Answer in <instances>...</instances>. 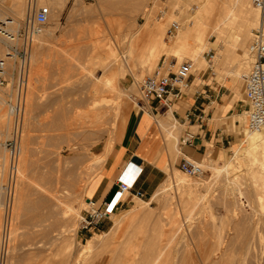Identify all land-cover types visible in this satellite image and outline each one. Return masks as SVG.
<instances>
[{"label":"rangeland","instance_id":"rangeland-1","mask_svg":"<svg viewBox=\"0 0 264 264\" xmlns=\"http://www.w3.org/2000/svg\"><path fill=\"white\" fill-rule=\"evenodd\" d=\"M15 1L0 0V15L2 19L12 18L19 28H26L40 6H48L52 16L50 15L43 31L44 35H49L45 36L47 40L44 38L45 42L41 40L43 42L40 43L39 38H36L32 45L30 74L25 94V112L19 116L18 124L15 122V117L11 118V122L7 119L3 121V127L9 125L11 135L10 137L5 135L4 140H0L2 143L0 153L2 150L4 152L2 154L7 157L5 165L0 166V185L6 181L10 160L9 151L4 143L12 139L13 134L20 138L21 153L18 157V175L12 194H7L4 198L0 193V264H78L76 254H79L87 240L94 236L96 241L99 240L100 245L96 251L85 254L82 262L113 264L114 257L111 255L118 253L121 249L129 250L135 247L141 251L147 250L146 253L152 255L161 248L163 251L166 247L164 249L166 255L164 251L162 252V264H167L168 257H172V259L169 258V262L173 264H264V193H261L262 198H258L254 193L247 175L246 169L249 168V164L246 160L239 165L232 164L234 162L233 143L226 151L218 152L219 158L212 155L211 158L209 153L200 160H194L203 168L201 175L183 174L180 171L179 161L168 166L167 176L168 172L171 175L166 177L161 185L167 186L172 184V180H179V173L187 177L186 182L179 180V185H174L178 181L173 182V185L170 184L172 187L168 185V189L161 193L163 196L157 194L154 199L151 196L155 193L142 198L132 196L130 204L125 205L130 201V197H127L117 212L112 214L99 229L91 232L80 230L81 214L89 208L87 200L91 199L87 197L90 194L87 188L94 185L95 181L92 180L99 172L103 173L106 162V160L97 162L98 159L106 154L108 157L117 146L124 142L137 114L145 108L149 109L148 105L138 108L133 101L139 98L138 83L142 78L152 74L164 59L167 65L176 63L172 70H175L181 62L192 60L195 65L193 75L196 78L192 88L199 82L198 77L205 73L206 76H210V80L217 82L218 88L225 86L234 95V91L229 87L234 80L238 79L231 88L237 89V100L241 104L244 99L243 76L250 71V60L246 55L251 33L256 29L255 26L263 24L264 12L258 10L260 19L258 17L259 22L253 21L246 46L239 47L234 42L237 28L233 23L237 22L233 19L237 21V16L233 15V19L230 18L232 22L218 24V18H216L218 16H215L209 33L206 31L205 36L208 37L206 43L198 46L196 32L193 30L188 32L181 43L175 42L181 36L180 33L177 36L178 31L187 30V26L183 25L182 11L180 12V9L173 5L177 1L187 5L189 2L188 11L195 13L198 11V1L19 0L18 8ZM222 2H220L221 5H224L225 3ZM170 13L177 14L168 20L166 17ZM216 13L220 14L221 11ZM174 21L179 23L180 28L176 32H171L170 28ZM156 22L160 26L163 24L161 30L164 31L163 41L165 42L163 48L160 47L158 50L159 55L155 52L159 57L156 59V54L153 53L155 57L147 56L150 59L147 60V57H144L142 61L141 55L135 54L136 57L133 54V59H129L127 55L129 56L131 43L135 41L132 34L134 35V32L142 25L144 29L150 30ZM212 27L216 29V34L212 32L214 31ZM47 30L49 31L46 32ZM175 36L177 39L174 38ZM145 43L140 42L139 50L143 44L145 47ZM182 46L186 50L181 48L183 50V53L180 51L181 54L179 52L176 54L175 49H172L176 47L178 50ZM195 46H198L201 52L199 50L195 53ZM109 47L115 48L116 52L119 49L123 50L125 57L121 56L120 51L118 54L122 57V61L130 60V68L133 71L126 72L125 77H118V82L111 80V72H104L105 69L102 66L105 51ZM235 49L236 53L233 52ZM211 50L216 55L214 74L210 72L208 58H206V53ZM35 58L37 61H34ZM145 59L146 62H144ZM240 62L245 64L240 65ZM244 66H247V71H244ZM238 67L240 70L237 69ZM229 71L232 73L229 74ZM231 74L234 75V80ZM13 81L11 73L7 92L2 93L0 98V106L2 105L1 108L5 114L9 112L5 99L14 89H12ZM115 82L120 93L112 89ZM105 88H111V90ZM116 92L122 94L121 99L116 100ZM105 94L111 97L110 102L115 106L123 100V110L118 113V110L116 111L113 106L112 109L108 104L96 107ZM181 104L184 103L181 102ZM222 112L225 111L222 110ZM154 118L159 122L161 116L158 115L157 118L154 116ZM166 123L169 124L165 125L166 139L171 135H176L179 139L182 127L174 116L171 115ZM191 130L196 131L195 128ZM232 134L236 142L237 137L235 133ZM178 145H180L179 140ZM176 155L183 156L181 151ZM209 157L211 160L207 159ZM212 159L214 161L217 159L216 163L208 162L213 161ZM227 161L230 163L229 166L232 164L230 167H225ZM220 168L223 170L221 171ZM181 182L184 185V189L182 188L184 191L181 190ZM187 190L191 194L188 191V195H185ZM181 195L187 198L180 199ZM188 196L195 202H192ZM149 200L151 202L147 205L145 202ZM180 200H186L187 203L183 201L185 204L183 205ZM165 202L172 206L169 205L171 209L167 208ZM138 203L147 210L148 217L138 216L134 218L135 221L129 222L130 224L120 222V226L113 227L116 222L121 221L128 214L131 215V209ZM190 203L194 204L191 211H188L190 207L188 208L187 205L191 206ZM182 206L187 209L185 210ZM99 235L100 238H98ZM65 237L71 239L72 246L68 247L70 251L61 247ZM148 238L150 244L149 241L146 243ZM142 240L150 246L147 245L148 249L146 244H140ZM137 242L139 245L136 244ZM167 242L170 243L167 244ZM125 244L129 248H126ZM171 248L173 252L170 251L169 256L168 250ZM63 255H66V259Z\"/></svg>","mask_w":264,"mask_h":264},{"label":"built area","instance_id":"built-area-1","mask_svg":"<svg viewBox=\"0 0 264 264\" xmlns=\"http://www.w3.org/2000/svg\"><path fill=\"white\" fill-rule=\"evenodd\" d=\"M252 6L261 12H264V0H250ZM51 10L48 6H40L34 14L33 19L28 22L26 28H19L15 21L8 17L0 19V97L2 93L7 92L9 86V75L13 74L12 93H8L7 105L15 117L18 124L19 116L25 110V94L28 86L30 74V60L32 45L35 39L42 33L44 26L48 23ZM11 22L12 24H8ZM13 26V32H9L7 27ZM180 28L179 23L173 22L170 28L171 32H176ZM247 56L250 60V71L244 79V97L248 104L247 129L250 132L264 131V25L261 24L251 33L248 45ZM215 53L208 51L209 70L214 74ZM174 64H165V59L157 69L149 75H146L138 83L139 98L141 105H148L152 109L154 103L160 104L165 110H169L175 104L182 100L193 83V72L195 69L192 60L181 62L175 70H172ZM14 86V87H13ZM187 118L194 119L196 122H202L205 118L204 111L191 112ZM19 126V125H18ZM15 133V132H14ZM13 138L4 143L9 151V166L6 181L0 185V193L6 198V195L12 194L13 185H15L18 175V157L21 152L20 138L13 134ZM194 133L187 132L181 138V145L192 143ZM2 143H0V148ZM131 164V162H130ZM180 170L186 175L197 176L203 174L201 164L184 158L180 162ZM142 173V169L134 178L132 183H127L118 176L117 189L107 201L102 204L94 200L89 203V208L81 214L80 230L91 232L97 230L108 220L112 214L122 206L127 196L134 192L138 198L144 197L141 191H134V186ZM126 194V197H125ZM8 204V203H7Z\"/></svg>","mask_w":264,"mask_h":264},{"label":"bare ground","instance_id":"bare-ground-1","mask_svg":"<svg viewBox=\"0 0 264 264\" xmlns=\"http://www.w3.org/2000/svg\"><path fill=\"white\" fill-rule=\"evenodd\" d=\"M196 2V1H198V11L197 12H193V13H190L189 11H188V5H189V2H187V1H185V3L187 2L188 3V5L187 4H182V3H180V1L178 2H174V4L173 5H175V8H179L180 9V12L182 11V13L181 14H183L182 16H184L183 18H184V24L183 25H185V26H187V30H185V28H184V30L185 31H181V29L183 28V27H181V29H180V31L181 32H179L178 31V33H177V36H179V33H180V38L178 39V40H176L175 42L177 43V42H180L181 43V41H183L184 40V38L187 36V34H188V32H190V31H192L193 30V32L195 31L196 32V38H197V41H198V46L200 45V46H202L204 43H206L205 41L208 39V37H206L205 35L207 34V33H209V29L211 28V22H212V20L215 18V16H218V17H216V18H218L217 19V24L218 23H230V22H232L231 20H230V18L231 19H233V17H232V15L233 16H237V21L235 20V19H233V21L234 22H237V23H233L234 25H236V28H237V30H236V33H235V37H234V42L236 43V45L237 46H239V47H243V46H246V42H247V39L249 38V32H250V30H251V26L253 27V25H252V23H253V21L255 22L256 20H258V17L260 16V15H258V9H256V8H254L253 6H251V4H250V1L249 0H220V2L221 1H223L222 3H225L224 5H221V3L219 2L218 3V0H191L190 2ZM15 2H17V3H15V5L17 6V8L19 7V0H16ZM157 3V2H156ZM171 5V4H170ZM192 5V4H191ZM194 5V4H193ZM158 6V5H157ZM152 7V6H151ZM12 8V7H11ZM16 8V7H15ZM191 8V7H190ZM216 8H218L219 9V11H221V13L219 14H217L216 12H219V11H217L218 9H216ZM12 9H14V8H12ZM27 10V9H26ZM255 10H257V12L255 11ZM30 11V10H29ZM261 12V11H260ZM147 13V12H146ZM177 14V13H176ZM176 14L175 13H170L169 14V16L168 17H166V19H172V18H174L175 16H176ZM217 14V15H216ZM55 15H57L56 13H55ZM60 15V14H59ZM220 15V16H219ZM52 16V15H51ZM164 16H166V15H164ZM2 17H1V15H0V19H1ZM57 18V17H56ZM150 18V17H149ZM163 18V17H162ZM235 18V17H234ZM10 19V18H9ZM150 19H152V18H150ZM150 19L148 20V21H150ZM259 19H260V17H259ZM162 20V19H161ZM230 20V21H229ZM148 21H147V23H148ZM155 21H157V20H155ZM57 22V21H56ZM154 22V21H153ZM152 22V23H153ZM258 22H259V20H258ZM258 22H256V24L258 23ZM262 23H263V25H264V20L262 21ZM8 24H12L11 22H8ZM157 22L155 23V26H151L149 29L150 30H146V29H144L143 28V25H142V27L139 29V30H137V31H135L134 32V35L132 34V36L134 37V39H135V41L134 42H132L131 44H132V46H131V44H130V51H129V56L127 55V57L129 58V59H133L132 57H133V54L135 55H138V56H140L141 55V60L143 61V59H144V57H150V56H154V54L153 53H155V52H157L158 53V50L160 49V47L161 48H163V44L165 43L164 41H163V32H162V30H161V26L163 25V24H161V26L159 25V23L157 24ZM255 24V23H254ZM231 25H232V23H231ZM259 25V24H258ZM46 26V25H45ZM44 26V27H45ZM146 26H148L149 27V25H146ZM184 26V27H185ZM230 26V25H229ZM57 27V26H56ZM216 27V26H215ZM257 27H259V26H255V28H257ZM143 28V29H142ZM213 29L212 30H214V31H212L213 33H215L216 32V29L214 28V27H212ZM225 28V27H224ZM49 29V28H48ZM227 29V28H226ZM7 30L9 31V32H13V30H14V28H13V26H9V27H7ZM164 30V29H163ZM43 31H44V29H43ZM43 31H42V33L37 37V38H39L38 40H40V43H42L43 41L45 42V40H43L44 38L46 39V37L47 36H49V35H44V33H43ZM49 30H47L46 32H48ZM52 31V30H51ZM50 31V32H51ZM206 31H207V33H206ZM210 31V32H211ZM52 33V32H51ZM211 34V33H210ZM210 34H208V35H210ZM216 34V33H215ZM54 35V34H53ZM191 35V34H190ZM46 36V37H45ZM131 36V35H130ZM129 36V37H130ZM50 37H54V36H50ZM174 38H176V36L174 37ZM219 37L217 36V39H218ZM225 38V37H224ZM177 39V38H176ZM41 40H43L42 42H41ZM47 40V39H46ZM131 40V39H130ZM218 40H220V39H218ZM36 41V40H35ZM140 42H141V44H142V42H146L145 43V47H144V44H143V47H140L141 49L139 50V45H140ZM175 42H174V46H175ZM39 43V44H40ZM235 43L233 44V46H234V48H235ZM40 46H41V44H40ZM176 46H178V44H176ZM185 46H187V44H185ZM198 46L195 48V50H194V52L195 53H198V51L200 50V49H198ZM237 46H236V49H237ZM38 47H39V45H38ZM107 47V46H106ZM121 47H122V44H121ZM194 47V46H193ZM119 48V47H118ZM181 48H183V46L182 47H180V49L178 48V50H176V47L174 48V47H172V49H175L174 51H175V53L177 54V52H179L180 54H181V52L184 50H186V48H183V50H181ZM200 48V47H199ZM202 48H204V46L202 47ZM166 50H167V48H165ZM236 49L235 50H233V52H235L236 51ZM119 51H120V49H119ZM118 51V52H119ZM123 51V50H122ZM122 51H120L121 52V56L123 57L124 55H123V53H122ZM181 51V52H180ZM106 53H105V58H103V62H104V64L102 65L103 67H104V72L106 71V72H111V74L113 75H111V80L113 79L114 81H117L118 80V77H120V76H124L125 75V73L126 72H131L132 70H131V68H130V60L128 59V60H125V59H123V61H122V57L121 56H119V54H118V52H116V50H115V48L113 49V48H111V47H109V49H107V51H105ZM160 52V51H159ZM163 52H164V50H163ZM166 52H168V51H166ZM194 52H193V54H194ZM199 52H201V50L199 51ZM229 52V51H228ZM243 52H244V50H243ZM169 53V52H168ZM172 53V52H171ZM174 53V52H173ZM174 53V54H175ZM183 53V52H182ZM236 53V52H235ZM156 54V53H155ZM170 54V53H169ZM173 54V55H174ZM175 54V56H177ZM135 55V56H136ZM158 55H159V53H158ZM157 54H156V59H157V57H159ZM172 55V54H171ZM245 55V54H244ZM180 56V55H179ZM178 56V57H179ZM234 56V55H233ZM247 56V55H246ZM121 57V58H120ZM125 57V56H124ZM137 57V56H136ZM146 58L147 60H149L150 58ZM168 57H169V55H168ZM194 57V56H193ZM138 58H140V57H138ZM143 58V59H142ZM153 58V57H152ZM37 58H35V60L34 61H37L36 60ZM145 59V61L144 62H146L147 60ZM246 59V58H245ZM136 59H134V61H135ZM204 60V59H203ZM152 61V60H151ZM242 61H245V60H242ZM241 61V62H242ZM31 62V61H30ZM136 62V61H135ZM138 62V61H137ZM240 62V65H243V64H245L244 62L243 63H241ZM148 63V62H147ZM238 64H239V61H238V63H237V66H238ZM102 67V68H103ZM241 67V66H240ZM245 67V66H244ZM247 67V66H246ZM246 67L245 68H243L244 69V71L246 70L247 71V69H246ZM241 68V69H242ZM197 69H198V67H197ZM237 69H239L240 70V68L238 67ZM237 71V70H236ZM235 71V72H236ZM133 72V71H132ZM131 72V73H132ZM234 72V73H235ZM238 72V71H237ZM230 73H232V72H230L229 71V74ZM239 73V72H238ZM238 75V74H237ZM236 75V76H237ZM234 75H232L231 74V77H233ZM113 77V78H112ZM125 77V76H124ZM244 77V76H243ZM237 78H238V76H237ZM236 79V78H235ZM109 80V79H108ZM229 80V79H228ZM233 80H234V77H233ZM232 80V81H233ZM236 80H238V79H236ZM236 80H234V82L233 83H235V81ZM118 82V81H117ZM232 83V84H233ZM114 84V83H113ZM232 84H231V86H232ZM231 86L229 87L230 89H232L233 91H234V95H233V97L231 98V101L232 102H234L237 98H236V96H235V94L237 93V89H233V88H231ZM106 87V86H105ZM98 88V87H97ZM119 88V87H118ZM117 88V85H116V82H115V85H114V87L112 88L113 90H118V92H119V90L120 89H118ZM106 89V88H105ZM111 90V88H108V89H106V90ZM118 92H116L117 94H116V100L117 99H121V95L122 94H119ZM238 94V93H237ZM241 95V94H240ZM242 96V95H241ZM238 97V96H237ZM0 98H2V97H0ZM241 99V98H240ZM4 100V99H3ZM112 99H111V97L108 95V94H105L103 97H102V99L100 100V101H98V103H97V106L96 107H99V106H106L107 104L108 105H110V107L113 109V107H114V109L117 111L118 110V113H119V111H120V109H121V105H122V102H123V100L121 101V102H119V103H117V106H115V105H113L110 101H111ZM118 101H120V100H118ZM5 102H6V104L8 103L7 102V100L5 99ZM1 103V102H0ZM4 103V102H3ZM136 103V102H135ZM136 105L138 106V107H141L142 108V105L137 101V103H136ZM2 106V105H1ZM1 106H0V140H4L3 138L5 137V135H6V137H10V128H9V125H7V126H5V127H3V121L5 120L6 121V119H7V121L8 122H11L12 120H11V118L12 117H14V115L12 114V111L10 110V108H8L9 109V112L7 113V114H5L3 111H2V108H1ZM5 106V105H4ZM3 106V107H4ZM113 106V107H112ZM144 108V107H143ZM26 109V108H25ZM223 110L226 112L227 111V107L225 108H223ZM169 111V110H168ZM24 112H25V110H24ZM166 112V111H165ZM172 111H169L168 113H167V116H166V114H165V116L166 117H164V116H162V115H159V116H161V118H160V121H159V123L162 125V126H164L165 127V125L167 126V121H168V119L169 118H171V115H172V113H171ZM6 115L8 116V117H6ZM118 115H116V117H117ZM115 117V118H116ZM157 118V117H156ZM169 125V124H168ZM240 128V127H239ZM165 129H166V127H165ZM243 136H242V138L241 139H238L236 142H233V148H234V162L232 163V164H240L243 160H246L247 162H248V164H249V168L248 169H246L247 170V175L249 176V178L248 179H250V182H251V186L253 187V191H254V193H256V195L258 196V198H262V194L261 193H264V131H262V132H250L248 129H247V127L246 126H244V128H243ZM22 137V136H21ZM114 138V137H113ZM177 145H178V143H177ZM26 148V147H25ZM112 148V147H111ZM1 149V148H0ZM109 150H110V147H109ZM108 150V151H109ZM26 151V150H25ZM29 151V150H28ZM2 150H1V155H0V166L1 165H5V163H6V161H7V157H6V155L5 154H2ZM110 152V151H109ZM108 152V153H109ZM4 153V152H3ZM6 153V152H5ZM21 153V152H20ZM208 153H210V157H211V155L212 156H216V157H218L219 158V154L218 153H215V151H208ZM208 153H207V155H208ZM107 155L108 154H106V156H104V157H101V158H99L98 159V161L97 162H102V161H105L106 160V158H107ZM207 158V159H210L211 160V158ZM215 157V158H216ZM214 158V159H215ZM213 160V159H212ZM215 161H217V159L215 160ZM214 160L213 161H208L210 164H211V162H212V164L215 162ZM228 163L225 165V167H230L229 166V161H227ZM216 163V162H215ZM235 164H234V166H235ZM245 164H246V162H245ZM243 165V164H242ZM216 166V165H215ZM246 166H248V165H246ZM172 167V166H171ZM3 168V167H2ZM127 168L128 167H126L125 168V170H122L121 171V174H120V176H122V179L124 180V181H126L127 183H132L133 182V180H134V178L133 177H131V176H129V178H128V180L126 179L127 178V175H129L128 174V172L126 171L127 170ZM213 168H217V167H213ZM224 168V167H223ZM221 169V168H220ZM220 169H218V170H220ZM227 169V168H226ZM225 169V170H226ZM223 169H221V171H222ZM2 171V170H1ZM174 171V170H173ZM172 171V172H173ZM181 171V170H180ZM228 171V170H227ZM132 173H133V170L131 171ZM183 172V171H182ZM217 173V172H216ZM134 174V173H133ZM132 174V175H133ZM183 174H185L184 172H183ZM182 173H179L178 174V178H179V180H181V181H183V182H186V180H187V177L185 176V175H183ZM171 174H170V172H168V176H170ZM119 176V177H120ZM124 176V177H123ZM168 176H167V178H168ZM173 176H175L174 175V172H173ZM227 177V176H226ZM247 177V176H246ZM170 178V177H169ZM175 179V178H174ZM177 179V178H176ZM175 179V180H176ZM178 179L176 180V181H174V180H172L173 182H177V183H174V185H179V181ZM189 180V179H188ZM224 180V179H223ZM234 180H235V178H234ZM233 180V181H234ZM190 181H191V179H190ZM230 181V180H229ZM173 182H172V184L171 185H173ZM182 183V182H181ZM180 183V185H182V187H181V190H183L184 188H183V183L181 184ZM197 183V182H196ZM199 183V182H198ZM220 183V182H219ZM170 184H168V185H170ZM185 184V183H184ZM201 184V183H200ZM230 184V183H229ZM166 186V184H162L161 186H160V188H158V192H154L155 194L153 195V196H151L152 197V199H154L155 197H156V195L157 194H161V193H163V192H165L167 189H168V187L169 186ZM170 185V186H171ZM192 185H194V183H192ZM222 185V184H221ZM187 186V185H186ZM200 186V185H199ZM172 187V186H171ZM179 187V186H178ZM183 188V189H182ZM188 188V187H187ZM191 189H192V187H191ZM185 190H186V188H185ZM224 190H227V189H224ZM169 191V190H168ZM167 191V192H168ZM184 191V190H183ZM182 191V193L184 194V192ZM188 191L189 190H187V193L185 194V195H188ZM194 191V190H193ZM197 191H199V190H197ZM186 192V191H185ZM191 192H192V190H191ZM23 193V192H22ZM181 193V194H182ZM189 193H190V191H189ZM70 194V193H69ZM191 194V193H190ZM195 194V193H194ZM198 194V193H197ZM230 194H232V193H230ZM76 195V194H75ZM162 195V194H161ZM254 195V194H253ZM256 195H254V196H256ZM25 196V195H24ZM23 196V197H24ZM71 196H72V194H71ZM163 196V195H162ZM161 196V197H162ZM256 196V197H257ZM74 197V196H73ZM125 197H126V194H125ZM181 197H183L184 199H185V197L187 198V196H179V198L181 199ZM191 197V196H190ZM70 198V197H69ZM72 198V197H71ZM188 198H189V196H188ZM21 199V198H20ZM75 199V198H74ZM151 199V200H152ZM163 199V198H162ZM172 199V198H171ZM190 199V198H189ZM193 199H195V197L193 198ZM22 200V199H21ZM69 200H71V199H69ZM76 200V199H75ZM89 200H92V199H89ZM151 200H149V201H147V202H145V203H147V205L151 202ZM169 200V199H168ZM187 201H188V199H186ZM186 200H183V201H185L186 202ZM191 200V199H190ZM189 200V201H190ZM258 200V199H257ZM260 200V199H259ZM72 201V200H71ZM140 201V200H139ZM183 201L182 200H180V202L183 204V205H185L184 203H183ZM192 201V200H191ZM199 201V200H198ZM83 202V201H82ZM168 202V201H167ZM192 202H195L194 200L192 201ZM79 203V202H78ZM89 203H91V201H88V205H89ZM170 203V202H169ZM173 203V201L171 202V204ZM175 203V202H174ZM180 203V204H181ZM187 203V202H186ZM72 204V203H71ZM164 203H162V205H163ZM165 204H166V206H167V208L168 209H171V205L170 204H168V203H166L165 202ZM164 204V205H165ZM168 204V205H167ZM181 204V205H182ZM189 204V203H188ZM194 204V203H193ZM193 204H191L190 203V205L192 206ZM69 205H70V203H69ZM169 205L171 206V207H169ZM166 206H164V207H166ZM191 206H188L187 205V207L189 208L188 209V211L190 210L191 211V208H193V206L191 207ZM163 207V208H164ZM183 207V206H182ZM69 208H71V207H69ZM162 208V210H164ZM184 208V207H183ZM131 209V208H130ZM167 209V210H168ZM185 209V208H184ZM187 209V208H186ZM185 209V210H186ZM73 211V210H72ZM129 212V211H128ZM164 212H166V209H165V211ZM186 213H187V211H185ZM73 214V213H72ZM162 214V213H161ZM188 214V213H187ZM157 215V214H156ZM185 215V214H184ZM112 216V215H111ZM110 216V217H111ZM138 216H141V217H148L149 215H148V212H147V210L146 209H144V207H142L141 206V203H138V205H135L132 209H131V215H127L124 219H122L121 221H118V222H116V224H114L115 226H113V227H118V225L120 226V222L123 224H125V223H127V224H130L129 222H133V221H135L134 220V218H136V217H138ZM148 219V218H147ZM133 220V221H132ZM120 228V227H119ZM105 234H107V233H105ZM73 235V234H72ZM102 235H103V233H102ZM133 235V234H132ZM134 236V235H133ZM56 237V236H55ZM63 237V236H62ZM94 237H96V236H94ZM94 237H91L90 239H88L87 240V242H86V244H84L83 245V247H82V249H80V250H82V251H80L79 252V254H76V255H78V257H76L77 258V261L76 262H78V264H80L81 262H82V258H83V256L85 255V254H91L92 252H94V251H96V249H98V247H99V245H100V243L98 242V241H96V239L94 238ZM98 238H100V235H99V237ZM97 238V239H98ZM208 238V237H207ZM135 239H136V236H135ZM134 239V240H135ZM59 240V239H58ZM71 239H68V238H66L65 237V239H63V241L61 242V240H60V242L62 243L61 244V247L64 249V250H66V249H68V247H70V246H72L70 243H71V241H70ZM101 240V239H100ZM127 240V239H126ZM128 242H129V240H127ZM144 243H143V242ZM142 241H140V242H142V243H140V244H146L148 241H149V238H148V240L146 241V243H145V241L144 240H142ZM125 243V242H124ZM170 242H167V244H169ZM135 244V243H134ZM137 245H139L138 244V242L136 243ZM149 244H150V241H149ZM121 245V244H120ZM128 245V244H127ZM143 245V246H144ZM148 244H146V246H147ZM125 246H126V244H125ZM142 246V247H143ZM149 246V245H148ZM148 246H147V249H148ZM165 246H167V245H165ZM60 247V246H59ZM150 247V246H149ZM126 248H129V246H126ZM144 248V247H143ZM142 248V249H143ZM59 249V248H58ZM70 249V248H69ZM68 249V251H70ZM146 249V248H145ZM164 249H166V247H164ZM164 249H163V251H164ZM168 249V248H167ZM61 250V249H60ZM107 250H109V249H107ZM113 250H115V249H113ZM127 250V251H126ZM126 250H123V249H121L118 253L116 252V253H113L114 254V256H112L111 255V257H114L113 259V262L115 263V264H162V261H163V253H164V255H166V252L164 251H162V248L156 253V254H152V255H148L147 253H146V251L147 250H145V251H141V250H139V248H132V249H126ZM172 250V248L170 249V250H168L169 251V256H170V254L173 252V251H171ZM67 251V252H68ZM170 251H171V253H170ZM127 252V253H126ZM163 252V253H162ZM66 253V252H65ZM108 253V252H107ZM62 254H64V253H62ZM68 254V253H67ZM168 255V254H167ZM64 256V258H65V256L66 255H63ZM69 256V255H68ZM62 257V256H61ZM89 257V256H88ZM87 258V257H86ZM86 258H84V260L86 259ZM97 258H99V257H97ZM169 258L170 259H172V257H168V259H167V264H173V262H169ZM66 259V258H65ZM76 260V259H75ZM112 260V259H111ZM64 262V261H63ZM91 261H84V262H82L81 264H89ZM75 263V262H74ZM113 263V264H114Z\"/></svg>","mask_w":264,"mask_h":264},{"label":"crops","instance_id":"crops-1","mask_svg":"<svg viewBox=\"0 0 264 264\" xmlns=\"http://www.w3.org/2000/svg\"><path fill=\"white\" fill-rule=\"evenodd\" d=\"M210 79V76L203 73L198 77L199 82L192 88L196 80L193 76L191 88L185 92L182 100L175 104L174 110L173 108L169 109L182 127L179 139L176 135H171L166 139L164 126L154 118L158 115L166 117L169 112L160 104L154 103L151 110L145 108L139 112L128 137L107 157L103 173L99 172L92 180L95 181L94 185L88 186L87 190L90 191V194L87 197L100 204L110 199L117 189L118 176L126 167H128L126 171L129 174L127 180L129 176L136 177L139 170L142 169V173L135 183L134 191H141L147 197L151 196L167 177L168 166L178 161L181 162L184 158L193 161L200 160L207 155L208 151L213 150L215 153L226 151L229 149V145L232 146V143L235 142L232 133H235L236 141L241 139L243 128L247 127L248 104L245 97L240 104L237 100V92L235 94L237 99L232 102L233 93L225 86L218 88L217 82ZM133 101L137 102L136 99ZM224 107H227L226 112H222ZM122 110L123 102L120 111ZM193 111H204V120L196 122L194 119L187 118V114ZM193 128L196 129L195 132L191 130ZM187 132L194 133L192 143L177 145L178 140L181 141ZM179 151H181L182 157L176 155ZM132 170L134 174L131 172ZM132 196H134V192L127 196L130 197V201L125 205L130 204Z\"/></svg>","mask_w":264,"mask_h":264}]
</instances>
